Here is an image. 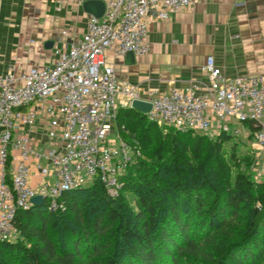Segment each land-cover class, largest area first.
I'll list each match as a JSON object with an SVG mask.
<instances>
[{
    "label": "built area",
    "instance_id": "obj_1",
    "mask_svg": "<svg viewBox=\"0 0 264 264\" xmlns=\"http://www.w3.org/2000/svg\"><path fill=\"white\" fill-rule=\"evenodd\" d=\"M195 0H104L101 17L90 15L87 30L68 49H55V62L21 74L12 67L0 77V239L15 240L17 211L37 196L51 210L62 209L64 192L92 183L105 185L111 196L123 188L120 175L141 155L116 126L120 108L142 99L152 104L151 121L212 137L249 132L264 156V77L226 76L213 55L183 87L151 89L146 97L120 83L106 61L117 55L149 52L152 12L160 19L189 8ZM127 97L118 102V95ZM46 119L42 138L32 135ZM245 123L247 128H240ZM247 129V130H246ZM21 130H25L21 132ZM34 160V163L31 162ZM42 180L32 183L33 168ZM122 170V173L119 171ZM51 177L53 179H51Z\"/></svg>",
    "mask_w": 264,
    "mask_h": 264
},
{
    "label": "trees",
    "instance_id": "obj_2",
    "mask_svg": "<svg viewBox=\"0 0 264 264\" xmlns=\"http://www.w3.org/2000/svg\"><path fill=\"white\" fill-rule=\"evenodd\" d=\"M116 124L141 151L111 196L100 179L17 211L15 240L0 239V264H264V182L212 137L163 130L147 114L120 108ZM133 197L134 204L129 200ZM219 240L217 248L207 244Z\"/></svg>",
    "mask_w": 264,
    "mask_h": 264
},
{
    "label": "crops",
    "instance_id": "obj_3",
    "mask_svg": "<svg viewBox=\"0 0 264 264\" xmlns=\"http://www.w3.org/2000/svg\"><path fill=\"white\" fill-rule=\"evenodd\" d=\"M88 1L0 0V77L12 67L21 74L31 67L52 65L55 49H68L87 30L92 15ZM150 20L149 52L106 54L120 83L142 97L151 89L165 91L183 88L192 79L207 80L201 66L210 55L226 76L264 77V0H195L167 19L152 12ZM126 100L118 95L119 103ZM45 125L42 117L31 129L34 137L42 138L41 147L47 145L41 134ZM41 180L34 166L32 183Z\"/></svg>",
    "mask_w": 264,
    "mask_h": 264
},
{
    "label": "rangeland",
    "instance_id": "obj_4",
    "mask_svg": "<svg viewBox=\"0 0 264 264\" xmlns=\"http://www.w3.org/2000/svg\"><path fill=\"white\" fill-rule=\"evenodd\" d=\"M157 124L165 131L171 129V126L163 125L160 123ZM246 126L247 125L245 123H239V127L242 129L247 128ZM248 133L249 132H243L239 136H235L229 133V135H231L232 137L229 139H224L222 149L226 157L230 158L232 149L235 147L233 145L239 142L236 146L239 163L233 164L232 172L234 173L238 170H244L245 168L249 167L253 179L257 182H264V156L258 153V149L254 142V139ZM119 172L122 173V170H120ZM129 200L132 204H134V200L131 195H129ZM219 242V240H217L216 242H210V244L206 245L207 250L217 248ZM193 262H195L194 257L186 254L183 257L181 264H193Z\"/></svg>",
    "mask_w": 264,
    "mask_h": 264
},
{
    "label": "water",
    "instance_id": "obj_5",
    "mask_svg": "<svg viewBox=\"0 0 264 264\" xmlns=\"http://www.w3.org/2000/svg\"><path fill=\"white\" fill-rule=\"evenodd\" d=\"M86 6L90 13L97 17H101L105 11L104 0H89ZM129 54L133 55L132 52H129ZM131 107L143 112L144 114H148L152 109V104L142 99H135L133 100ZM33 202L34 204H41L43 203V198L41 196H37L33 199Z\"/></svg>",
    "mask_w": 264,
    "mask_h": 264
}]
</instances>
